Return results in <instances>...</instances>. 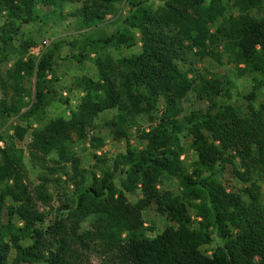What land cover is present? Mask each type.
<instances>
[{
	"label": "trees",
	"instance_id": "trees-1",
	"mask_svg": "<svg viewBox=\"0 0 264 264\" xmlns=\"http://www.w3.org/2000/svg\"><path fill=\"white\" fill-rule=\"evenodd\" d=\"M73 1L77 0H0V11L26 23L32 20L35 3L60 6ZM119 1L82 0L70 15L79 28H86L101 21ZM127 1L122 27L87 43L96 54L98 78L80 79L85 94L76 113L69 121L57 119L31 133L35 150L54 151L73 168V199L62 206L71 220L70 232H65L60 217L44 225L43 214L34 209L22 183L18 159L0 148V264H7L10 251L11 264H77L75 245L89 248L95 243L108 250L106 258L115 264H264V205L258 200L255 182L257 177L264 181L261 113L248 106V114L243 115L227 101L216 102L223 90L221 82L189 76L190 68L179 64L186 52L194 50L202 57L221 44L238 73L259 75L252 85L253 94L264 83V0H230L235 14L224 13L223 0H161L156 9L145 6L144 0ZM252 9H256L253 14ZM136 40L140 44L137 53L116 61L104 54L107 48H127ZM30 43L24 42L22 48ZM52 61L51 51L40 53L37 59L28 55L16 60L9 73L15 96L10 102L0 99L1 120L18 113L26 93L19 84L24 77H34L33 95L20 118L27 119L43 106L50 92L46 73H52ZM190 91L206 98L208 104L183 114L178 99ZM100 110L113 111L109 125L118 137L137 115L145 117L147 126L138 134L140 147L127 146L113 157L112 170L102 169L100 178L93 174L87 182L75 174L77 158L65 147L67 131L82 135L84 126ZM182 131L195 157L189 172L179 158L178 134ZM14 132L20 135L22 129L14 127ZM92 139L101 142L98 137ZM235 158L242 171L234 173L248 184L239 192L227 190L217 179L218 167ZM116 169L125 175L119 181L121 189L114 184ZM163 175L177 180L176 194L157 190ZM136 187L142 197L131 203L124 192ZM5 200L10 204L3 221ZM151 203L169 224L159 234L146 236L140 229V212ZM87 216H91L90 228L78 233V223ZM213 240L209 253L200 250Z\"/></svg>",
	"mask_w": 264,
	"mask_h": 264
},
{
	"label": "rangeland",
	"instance_id": "rangeland-1",
	"mask_svg": "<svg viewBox=\"0 0 264 264\" xmlns=\"http://www.w3.org/2000/svg\"><path fill=\"white\" fill-rule=\"evenodd\" d=\"M81 1L63 2L60 6H44L35 3L31 8L32 20L26 23L8 17L4 10L0 11V49L3 48L2 57L0 56V77L2 80V84L0 82V99L5 98L7 102H10L15 96L14 79L12 80L9 73L17 59L25 60L28 55L37 59L38 54L46 51H51L53 54L52 73H46V78L50 80V92L46 94L43 106L27 119L20 118L32 102L34 77L20 79L19 84L26 90V93L21 97L22 105L18 113L0 119V136L2 137L0 148L7 149L12 158L18 159L17 168L20 171L22 183L32 198L34 209L43 214L44 225L50 224L60 217L63 219L65 232L71 231V220L62 206L68 205L73 199V168L69 162L64 161L54 151L43 154L35 150L31 146V133L57 119L69 121L72 114L76 113L85 94V89L79 82L80 79L88 78L95 81L98 78L94 65L96 54L87 43L120 29L123 25L122 18L128 13L129 7L127 0L116 2L113 11L105 14L101 21L86 28H79L70 13L80 6ZM143 4L148 8L156 9L162 5V1L144 0ZM223 4L225 14L237 12L230 0H223ZM255 10H250V13H255ZM2 28L4 29L2 30ZM24 42H31V45L23 49ZM139 45V41L136 40L132 46L127 48H107L104 50V54L116 61L122 56L137 53ZM33 48L39 50L37 55L33 53ZM211 51V54L202 57L196 55L194 50L186 52L184 62L179 64L182 68H190L189 76L214 78L221 82L223 90L216 97V102L227 101L243 115L248 114V106L254 110L259 109L260 117L264 121V109L261 110V106H264V83L251 94L252 85H255V81L260 79L259 75L238 73L227 60V51L221 44L212 46ZM20 74L22 75V72ZM178 104L182 108V113L187 114L191 110L203 109L208 101L206 98H199L194 91H190L178 99ZM158 108V110L161 109V101L158 102ZM113 114L111 110H100L84 126L82 135H78L73 129L67 131L65 147L73 157L77 158L75 174L77 172L84 176L87 182L91 181L93 174L95 178H100L102 169L112 170L113 157L123 153L127 146L140 147L138 134L147 126L145 117L137 115L134 118V123L125 130L124 135L118 137L115 134L116 129L109 125ZM14 127H20L22 133L15 134ZM96 137L101 139L100 144L92 139ZM178 142L182 150L179 156L182 167L189 172L195 157L190 147V139L184 131L178 134ZM96 157L104 161L100 162ZM218 169L217 179L227 190L239 192L248 186L234 173V170L242 171L237 158L231 164L227 163ZM115 174L114 184L120 188L119 181L125 175L119 169L115 170ZM255 180L259 186L258 200L264 205V181L258 177ZM156 188L160 192L166 190L176 194L178 192L177 180L171 176L163 175ZM124 195L131 203H135L142 197L139 187L124 192ZM242 196L246 198V196ZM9 204L10 201L5 200L1 212L3 221L6 218L5 207ZM189 212L193 217L191 209ZM90 220L91 216L83 218L78 223L76 231L80 233L89 229ZM12 221L19 224L15 217H12ZM140 224V229L146 236H154L159 234L169 223L151 203L141 210ZM120 238L124 239L125 233H122ZM214 244L213 240L208 245H203L200 250L209 253ZM75 246L79 255L78 260H80L77 264H115L106 258L108 250L103 249L102 245L98 243L89 248ZM12 255V251L8 252L7 264H11Z\"/></svg>",
	"mask_w": 264,
	"mask_h": 264
},
{
	"label": "built area",
	"instance_id": "built-area-1",
	"mask_svg": "<svg viewBox=\"0 0 264 264\" xmlns=\"http://www.w3.org/2000/svg\"><path fill=\"white\" fill-rule=\"evenodd\" d=\"M33 53L35 54V55H37L38 53H39V50L37 49V48H33ZM39 55V54H38Z\"/></svg>",
	"mask_w": 264,
	"mask_h": 264
}]
</instances>
